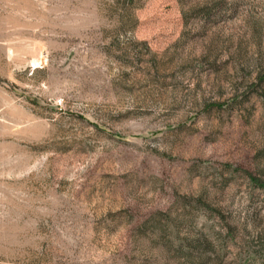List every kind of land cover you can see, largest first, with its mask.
<instances>
[{
	"label": "rangeland",
	"instance_id": "rangeland-1",
	"mask_svg": "<svg viewBox=\"0 0 264 264\" xmlns=\"http://www.w3.org/2000/svg\"><path fill=\"white\" fill-rule=\"evenodd\" d=\"M0 264H264V0H0Z\"/></svg>",
	"mask_w": 264,
	"mask_h": 264
}]
</instances>
